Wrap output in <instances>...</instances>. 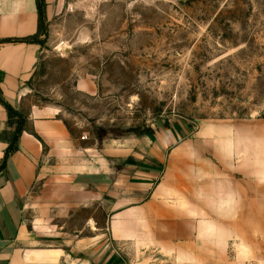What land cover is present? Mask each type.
<instances>
[{
    "label": "crops",
    "instance_id": "1",
    "mask_svg": "<svg viewBox=\"0 0 264 264\" xmlns=\"http://www.w3.org/2000/svg\"><path fill=\"white\" fill-rule=\"evenodd\" d=\"M46 3L50 23L66 0ZM38 30L36 0H0V264H264V118L97 146L57 108L25 107L42 45L4 41ZM5 104L32 132L2 167Z\"/></svg>",
    "mask_w": 264,
    "mask_h": 264
},
{
    "label": "rangeland",
    "instance_id": "2",
    "mask_svg": "<svg viewBox=\"0 0 264 264\" xmlns=\"http://www.w3.org/2000/svg\"><path fill=\"white\" fill-rule=\"evenodd\" d=\"M38 41L25 107L57 108L97 146L264 118V0H66Z\"/></svg>",
    "mask_w": 264,
    "mask_h": 264
},
{
    "label": "trees",
    "instance_id": "3",
    "mask_svg": "<svg viewBox=\"0 0 264 264\" xmlns=\"http://www.w3.org/2000/svg\"><path fill=\"white\" fill-rule=\"evenodd\" d=\"M37 8L39 12V30L38 33L34 36H30L23 39H13V40H6L4 42H15V43H38L39 36L42 32L46 31V19H45V10L47 7L46 0H36ZM1 100V98H0ZM8 110V127L4 133V139L9 143V147L6 151L5 158L3 161L2 167H5L8 159L19 150V139L25 131L32 132L31 130V123L29 117L22 112L17 111L16 109L6 105ZM150 134V133H139V136ZM35 135V134H34ZM38 137L37 135H35ZM39 138V137H38Z\"/></svg>",
    "mask_w": 264,
    "mask_h": 264
},
{
    "label": "built area",
    "instance_id": "4",
    "mask_svg": "<svg viewBox=\"0 0 264 264\" xmlns=\"http://www.w3.org/2000/svg\"><path fill=\"white\" fill-rule=\"evenodd\" d=\"M93 1H100V0H93ZM85 139H86V135H83L82 140H85Z\"/></svg>",
    "mask_w": 264,
    "mask_h": 264
}]
</instances>
